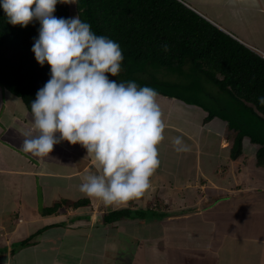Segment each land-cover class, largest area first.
<instances>
[{"label": "crops", "instance_id": "0c3cea01", "mask_svg": "<svg viewBox=\"0 0 264 264\" xmlns=\"http://www.w3.org/2000/svg\"><path fill=\"white\" fill-rule=\"evenodd\" d=\"M177 1L264 53V0ZM157 100L165 138L158 146L160 166L142 196L147 205L156 198V207L137 201L108 206L92 198L94 205L80 191L83 177L99 171L87 150L64 140L48 157L25 152V135L35 133L33 117L0 87V264H264L259 145L247 138L233 158L226 121L208 119L202 106L174 96L159 93ZM176 136L187 151H175ZM173 196L176 210H165ZM83 199L90 202L74 205ZM120 209L130 214L105 220ZM147 211L156 216L144 219ZM24 240L29 244L22 247Z\"/></svg>", "mask_w": 264, "mask_h": 264}, {"label": "clouds", "instance_id": "9594fccd", "mask_svg": "<svg viewBox=\"0 0 264 264\" xmlns=\"http://www.w3.org/2000/svg\"><path fill=\"white\" fill-rule=\"evenodd\" d=\"M57 4L78 0H0L8 23L39 21L32 51L41 66L51 65L50 79L31 102L35 133L25 135L22 149L48 157L61 141L80 144L99 170L83 177L80 191L108 206L127 205L150 188L161 163L166 124L159 93L134 80L112 79L122 70L121 45L98 35L79 14L57 17ZM172 143L177 152L188 150L181 136Z\"/></svg>", "mask_w": 264, "mask_h": 264}, {"label": "trees", "instance_id": "16d2710c", "mask_svg": "<svg viewBox=\"0 0 264 264\" xmlns=\"http://www.w3.org/2000/svg\"><path fill=\"white\" fill-rule=\"evenodd\" d=\"M77 9L93 31L121 45L122 70L112 79L134 80L158 93L202 106L209 113L208 119L224 120L233 131V158L241 156L244 140L249 138L259 145L257 162L264 167V104L260 103L264 97V58L260 53L177 0H78ZM70 11L69 4H57L54 15L67 18ZM39 28V21L27 27L8 23L0 6V87L18 96L31 115V102L51 77V65L41 66L32 51ZM164 44L169 45V51L163 50ZM186 64L191 65L190 70H184ZM162 68L192 81L163 80L158 76ZM203 76L207 85H215L210 97L217 100L211 106L201 104L195 96L202 90ZM184 91L190 96H183ZM89 202L83 199L74 205ZM58 207L56 204L53 210ZM129 214L128 209H120L105 220ZM28 244L29 240H24L20 245Z\"/></svg>", "mask_w": 264, "mask_h": 264}, {"label": "rangeland", "instance_id": "374dc122", "mask_svg": "<svg viewBox=\"0 0 264 264\" xmlns=\"http://www.w3.org/2000/svg\"><path fill=\"white\" fill-rule=\"evenodd\" d=\"M70 9H71V11H70V17H75L76 15L79 14V11L77 9V4H71L70 5ZM190 66H191L190 64H186L184 66V70H186V71L187 70H190ZM158 76H161L160 78L163 79V80H167V81H170V82L177 81L178 83H183V84L192 81L190 78H188L186 76L185 77H181V74H172V73L170 74V72H168V70H166L165 68H162L161 72H158ZM201 85H202L201 86V89L202 90L199 91V93H196V95H195L196 97H198L197 98L198 100H201V104H206L207 106H211L213 103H216V100L217 99H214V98H211L210 97V95H212V92H213V90H211V86L214 85V84H212V83L209 84L208 83V85H207L206 84V81H205V77L203 76V83ZM197 88L200 89L199 85L197 86ZM185 92L186 91L182 92L183 96H186V97L187 96H190L187 92L186 93ZM173 186H174V184H170V188H172ZM167 197H170L171 198V196H169V195H167ZM146 198H147V196L140 197L138 199L133 200V205H136L135 204L136 203L135 201H137V203H138L137 205L139 207H146V206H148V208H149L150 206H152L153 208H155L156 205H157V204H155V202L157 201L156 198L155 199H152L153 201H151L148 205H147L148 199H146ZM170 198H167L166 199V201L169 200L170 203L168 202V205L167 206H169V208H167L165 210H170V211H173V209L176 210L175 207H177V205H175V200H177V198L175 196H173L171 200H170ZM92 201H93V204L96 205V201L93 200V199H92ZM162 201H164V199H162ZM176 204H178V203H176ZM93 210H95V209H93ZM154 216H156V215H154L153 212L147 211L144 214V217H145L144 219L148 220V219L153 218ZM216 217L218 218V220L220 221V223L226 222L225 221V218L222 217L221 215H218ZM185 234H190V232L185 230ZM123 240H125V239H122L121 241H123ZM127 244H128V242H127ZM18 246H19L18 248H20V245H18ZM22 247H24V246H22ZM16 249H17V247H16ZM123 253H124V251L121 252V255H123ZM46 254L47 253L45 252V255L43 256V259L46 258Z\"/></svg>", "mask_w": 264, "mask_h": 264}]
</instances>
